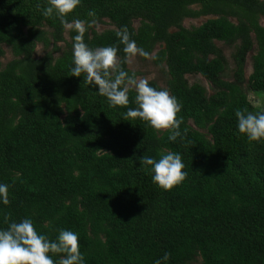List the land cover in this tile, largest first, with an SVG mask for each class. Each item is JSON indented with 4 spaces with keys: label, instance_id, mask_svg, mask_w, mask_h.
<instances>
[{
    "label": "trees",
    "instance_id": "16d2710c",
    "mask_svg": "<svg viewBox=\"0 0 264 264\" xmlns=\"http://www.w3.org/2000/svg\"><path fill=\"white\" fill-rule=\"evenodd\" d=\"M47 2L0 0V183L10 198L0 228L30 218L49 240L72 230L86 264H264V141L239 134L235 117L264 111L248 99L264 100V0H81L66 18L95 21L84 42L116 46L122 62L121 27L151 55L158 48L153 63L166 66V88L182 105L175 142L168 130L126 121L127 108L109 107L86 74L71 77L76 33L42 15ZM106 24L113 29L96 31ZM216 42L233 50L231 81ZM195 76L214 94L190 84ZM134 98L130 91L128 107ZM164 148L181 154L187 172L167 191L138 160Z\"/></svg>",
    "mask_w": 264,
    "mask_h": 264
},
{
    "label": "clouds",
    "instance_id": "9594fccd",
    "mask_svg": "<svg viewBox=\"0 0 264 264\" xmlns=\"http://www.w3.org/2000/svg\"><path fill=\"white\" fill-rule=\"evenodd\" d=\"M81 0H48L42 15H53L61 19L66 30L75 32L72 43L71 77H81L84 73L89 85L97 89V94L106 98L109 107H125L123 114L126 121L140 120L158 133L168 130V140L175 142L183 139L180 126L182 118H178L182 105L167 88L151 86L152 77H137L129 73L121 65L131 63L137 56L144 59H155L142 47H138L131 38L126 26L116 31V36L123 45L125 57L123 62L118 58L116 46L89 47L84 42V34L95 21L91 23L66 19L80 5ZM39 7V5L37 6ZM89 12V16H94ZM62 43V42H61ZM135 92V107H128L129 92ZM237 130L250 142L264 141V111L256 113L237 109ZM102 153L108 154L103 150ZM110 155V154H109ZM139 165L151 174V180L163 190H170L182 183L187 172L181 154L167 148L162 149L157 157L142 155L138 158ZM9 185L0 183V204L8 205ZM8 218L5 217L7 222ZM51 254V255H50ZM53 255H59L54 260ZM0 264H86L85 256L80 252L78 233L61 229L55 240H49L44 234L36 231L33 221L24 218L8 223L7 228H0ZM155 264H160L156 261Z\"/></svg>",
    "mask_w": 264,
    "mask_h": 264
},
{
    "label": "rangeland",
    "instance_id": "374dc122",
    "mask_svg": "<svg viewBox=\"0 0 264 264\" xmlns=\"http://www.w3.org/2000/svg\"><path fill=\"white\" fill-rule=\"evenodd\" d=\"M211 18L212 17L200 18V19H196V20L187 19L183 22V27L186 29H191L193 27H199ZM231 21H233V20H231ZM260 25L262 27H264V20L260 21ZM134 27L135 28L138 27V22H134ZM110 29H113V27L110 26L109 24L108 25L106 24V25L98 26L96 31L98 33H102L103 31L110 30ZM65 39H66V41H69L67 34H65ZM63 46H64L63 44H59V47L63 48ZM216 46L222 50V52H223V54L227 60V63H228V68L225 72L224 80L225 81H231V76H232V71H233V62H232L231 55L233 53V50L224 46L222 43H218V42H216ZM157 50H158V48L155 50V52ZM5 51H6V56L4 59H2L3 65H5L9 60H11V56H10L8 50L5 49ZM155 52L152 55H155ZM44 53H45V51L43 50L42 46H40V45L37 46L36 54H35L36 58L42 57L44 55ZM254 53H255V47H254V50L248 55V58H247L245 72H244L245 80H248L249 76L252 73L251 57L254 55ZM127 68L132 72L139 73L138 77H152L150 82L156 83L160 88H166L168 75H167L166 66L164 64L161 66H156L153 63V59H142V57L137 56L136 58H134L132 60L131 63L127 64ZM187 79H188L190 84L198 83L201 86H203L206 89L208 95L214 94V91H213L211 85L208 82H206L204 79H202L201 77H199V76L187 77ZM248 99L252 102V104L254 105L255 108H258L259 110L264 109V100L261 96L255 95L252 92H248Z\"/></svg>",
    "mask_w": 264,
    "mask_h": 264
}]
</instances>
